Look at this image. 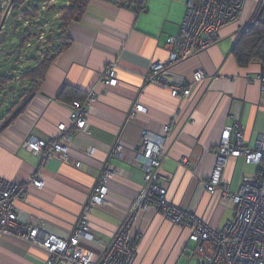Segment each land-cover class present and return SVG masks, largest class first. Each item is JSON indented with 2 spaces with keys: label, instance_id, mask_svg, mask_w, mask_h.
<instances>
[{
  "label": "crops",
  "instance_id": "0c3cea01",
  "mask_svg": "<svg viewBox=\"0 0 264 264\" xmlns=\"http://www.w3.org/2000/svg\"><path fill=\"white\" fill-rule=\"evenodd\" d=\"M259 0H244L238 20L222 32L214 46L174 65L165 81H146L152 62L168 57L167 39L176 36L187 11L188 0H147V11L136 14L109 0H89L85 14L68 28L72 44L50 65L41 89L24 111L0 134V177L26 182L39 169L40 155L24 145L30 133L57 137L59 124L69 121L71 104L57 99L65 85L94 95L87 106L90 133L75 137L70 158L50 159L44 167L45 187H30L21 206L23 220H37L49 233L66 237L78 219L105 162L116 169L110 182V202L97 206L90 222L97 241L86 248L99 252L128 221L129 210L144 186V172L136 161L143 131L171 129L163 150L162 171L168 177L167 198L220 228L234 214L231 202L220 201V191L210 195L206 183L216 155L213 148L224 127L240 121L245 144L264 139V94L259 63L238 65L233 54L241 31L256 12ZM117 65L120 83L105 86L102 75ZM206 77L194 83L197 70ZM190 86L188 98H173L169 87ZM82 101V100H80ZM82 101V102H83ZM135 102L146 112L130 117ZM124 150L112 157L115 145ZM91 148L93 154H86ZM81 161L77 168L75 162ZM256 168L243 158H230L224 180L236 192L244 175ZM136 264H200L193 256L196 244L189 231L175 227L151 207L140 212L134 224ZM47 253L10 236H0V264H43Z\"/></svg>",
  "mask_w": 264,
  "mask_h": 264
},
{
  "label": "built area",
  "instance_id": "2783aa9c",
  "mask_svg": "<svg viewBox=\"0 0 264 264\" xmlns=\"http://www.w3.org/2000/svg\"><path fill=\"white\" fill-rule=\"evenodd\" d=\"M136 14L147 11V0H109ZM244 7V0H188L187 11L176 36L167 39L168 57L152 62L145 77L146 81H165L174 65L200 54L216 45L222 32L235 23ZM264 12V0L258 1L251 20H258ZM206 72L202 69L194 74V83L202 82ZM260 90L264 94V67L258 75ZM105 86L116 87L119 83L117 65H109L102 75ZM173 98H188L190 86L177 84L169 87ZM94 95L85 101L71 103L67 123L59 124L57 137H41L30 133L24 145L40 155L39 169L26 182H16L0 177V236H10L43 249L47 259L43 264H136L134 224L140 212L155 207L175 227L189 231L190 241L196 244L193 256L200 264H264V139L257 145L245 144V130L240 121L223 128L219 144L213 148L216 164L206 191L210 195L220 191V201L231 202L234 214L224 226L213 227L202 217L181 204L169 200L168 177L162 171L166 136L171 126H164L161 133L143 131L142 141L136 152V161L144 172V186L133 201L128 221L99 252L83 245L95 244V232L90 214L97 206L110 201V182L115 175L114 166L105 162L99 178L88 195L86 203L70 233L60 236L49 233L37 220H23L21 206L27 200L30 187L38 190L45 187L44 167L54 157L65 161L70 158L72 143L80 133H90L87 106L94 102ZM141 102H135L130 117L146 112ZM124 147L115 145L111 156H121ZM89 156L93 150L86 152ZM230 158H243L247 165L256 168L253 175H244L241 185L232 192L224 180ZM77 168L82 162H75Z\"/></svg>",
  "mask_w": 264,
  "mask_h": 264
},
{
  "label": "rangeland",
  "instance_id": "374dc122",
  "mask_svg": "<svg viewBox=\"0 0 264 264\" xmlns=\"http://www.w3.org/2000/svg\"><path fill=\"white\" fill-rule=\"evenodd\" d=\"M68 1L22 0L19 2L18 0L13 3V0H0V11H2L0 16H3L0 22L4 24L0 29V76L13 78V81L5 86L0 84V125L19 108L18 103L21 99L31 94L34 86L22 76L35 65L37 58L41 60L53 45L60 32L58 27L59 17L63 12L61 7L69 6ZM31 5L41 7L40 20L30 19L28 26L22 14ZM34 30L40 36L33 41L34 43L22 47L26 34L36 33Z\"/></svg>",
  "mask_w": 264,
  "mask_h": 264
},
{
  "label": "trees",
  "instance_id": "16d2710c",
  "mask_svg": "<svg viewBox=\"0 0 264 264\" xmlns=\"http://www.w3.org/2000/svg\"><path fill=\"white\" fill-rule=\"evenodd\" d=\"M17 1L18 0H13V3ZM21 1L22 0H19V2ZM88 4L89 0H69V6L61 7L63 12L61 17H59L60 24L58 30H60V32L56 36V40L51 48H49V50L44 54V57L41 60L40 58H37V61L34 62L35 65L29 68L22 76L23 79L28 80L32 86H34L33 90L31 94L21 99L18 103L19 108L11 114L7 121L0 125V134L24 111V108L29 103L31 98L41 89L50 65H52V63L63 51L70 47L72 39L68 32L69 25L73 21H79L83 17ZM1 12L2 11H0V13ZM40 12L41 7L38 5H31L28 7L25 13L22 14L26 22H28V26L30 24V19H35L36 21L40 20ZM1 17L3 16H0V20ZM2 26H4V24L3 22H0V29ZM25 31H28V29H25ZM35 32L36 33L34 34H26L27 36L23 39L22 47H24L25 44H30L40 36L37 31ZM241 32L240 38L233 49V54L238 65L241 67H247L251 63H259L264 67V12L258 20L251 22L250 25ZM11 81H13V78L0 76V84L3 86ZM85 98V93H82L80 90L69 85H65L57 96L58 100L70 104L76 100L83 101Z\"/></svg>",
  "mask_w": 264,
  "mask_h": 264
}]
</instances>
